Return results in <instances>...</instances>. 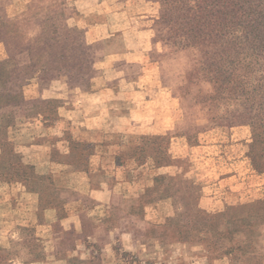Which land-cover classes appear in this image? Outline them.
<instances>
[{
  "label": "rangeland",
  "instance_id": "obj_1",
  "mask_svg": "<svg viewBox=\"0 0 264 264\" xmlns=\"http://www.w3.org/2000/svg\"><path fill=\"white\" fill-rule=\"evenodd\" d=\"M71 1L72 26L66 11L57 9L53 19L61 32H67L65 26L76 29L64 42L75 45L80 62L86 42L109 37L115 38L113 49L122 46V38L127 46L143 48L158 60V67L148 71V90L135 97L123 95L132 110V130L108 137V147L81 137L82 115L70 102L39 103L45 115L36 114V108L23 125L14 121L12 127L0 128V175H8L0 180V264H235L234 252L207 260L210 253L201 240L203 231L215 238L229 236L220 228L230 223L225 220L230 216H217L207 224L195 216L199 209L216 215L228 208L237 215L231 220L234 227L252 234L242 258L264 264V215L259 212L264 209V143L248 123L219 122L226 104L209 97L212 86L197 62L199 52L176 51L156 37L165 31L164 26H153L157 2ZM75 69L71 61L59 75L69 76ZM34 82L26 93L38 99ZM154 139L161 150L156 158L149 156ZM143 143L144 152L135 149ZM17 162L23 172L16 170ZM103 166L108 174L99 172ZM156 175L162 176L159 183ZM103 178L126 194L143 189L131 207L137 218L132 225L151 228L163 242L150 240L141 254L125 252L117 242L107 263L99 244L72 231V224L78 223L72 218V196L93 195ZM36 186L38 191L32 189ZM86 203L93 205V199ZM115 214L108 218L116 221ZM81 219L91 224L88 216ZM257 232L263 235L261 245L254 240Z\"/></svg>",
  "mask_w": 264,
  "mask_h": 264
},
{
  "label": "trees",
  "instance_id": "obj_2",
  "mask_svg": "<svg viewBox=\"0 0 264 264\" xmlns=\"http://www.w3.org/2000/svg\"><path fill=\"white\" fill-rule=\"evenodd\" d=\"M150 1L159 4L158 15L153 19V26L165 28V31L157 33L156 37L176 51L192 49L199 52L197 62L201 66L204 77L212 86L209 97L220 104H226L223 115L218 117L219 122L226 126L248 123L254 135L261 138L264 143V0ZM57 9L60 13L64 11L56 8L50 12V17L44 23V30L30 41L28 48L32 53V63L25 71L17 70L11 73L6 66L10 59L0 61V82L3 83L0 89V107L30 104L33 105V109L28 116L36 108H38L35 110L36 114L45 115L42 106L38 107L39 103L56 100L26 99L23 94V85L34 77L41 79L60 76L59 74L66 70V64L68 65L71 61L76 69L72 70L70 76L89 71L90 66L84 50L82 51L84 61L80 62L75 53V45L65 43L71 35L74 36L76 29L65 26L67 32H61L53 19ZM31 16L40 21L43 14L37 10ZM16 28L14 25L0 21V39L5 40L6 32L9 29L13 32L17 31ZM18 31L21 30L18 29ZM20 34L24 36L22 32ZM71 51H73L72 55ZM70 55L71 57L66 60ZM68 72H71L70 65ZM10 125H14L13 119L8 121L7 126ZM156 139L150 143L151 148H149V156L154 158L159 152L161 153L160 148H156L158 145ZM146 146L147 144L143 143L134 147L144 152ZM16 165V170L23 172L22 163L17 162ZM160 165L157 163V166ZM6 175H0V180H6ZM161 179L160 175L154 177L156 183H159ZM32 181L36 183L35 179ZM32 189L38 191L39 187ZM147 191L148 187L144 190V197ZM182 196L180 194L178 198L181 199ZM149 202L152 200L149 199ZM229 210L231 209L228 208L226 211L213 215L199 209L195 216L199 218L200 224H207L214 222L217 216L219 218L224 216V219L228 214L230 217L225 220H229L232 224L231 220L236 219L237 215L227 212ZM260 210V214L264 215V209ZM240 216L241 220H245L244 215ZM230 223L220 228V231L230 234L229 236L215 238L211 231H203L201 240L205 242L210 255L220 257L226 254L233 255L234 252L232 260L235 264H250L242 256L247 249V238L249 239L252 234L249 229H237ZM225 239V243H222L221 240ZM254 240L261 245L262 233L257 232ZM233 247L236 248L232 250Z\"/></svg>",
  "mask_w": 264,
  "mask_h": 264
},
{
  "label": "crops",
  "instance_id": "obj_3",
  "mask_svg": "<svg viewBox=\"0 0 264 264\" xmlns=\"http://www.w3.org/2000/svg\"><path fill=\"white\" fill-rule=\"evenodd\" d=\"M72 6L71 0H0V21L17 27V31L9 29L6 32L5 40L0 39V61L10 59L6 66L11 73L17 70L25 71L31 65L32 53L28 48L29 43L44 30V23L50 17V12L56 8L63 9L67 12L65 19L69 26H72L70 20L73 17L68 12L72 10ZM37 10L43 14L40 21L31 16ZM20 32L24 34L23 37ZM113 40L115 38L100 37L86 42L83 50L90 66L89 71L75 76L41 79L34 77L23 85L26 99L35 98L26 93L32 84L31 80H34L33 85L38 98L72 103L82 115L79 134L84 140L93 142L101 148L108 147L104 142L108 137L132 130V110L126 104L123 95L135 97V94L148 90L146 76L158 63V60L150 57L149 52L143 48L127 46L123 38L122 46L113 49L111 47ZM2 87L3 83L0 82V89ZM32 109L33 105L30 104L0 107V127H12L13 125L7 126L10 119L18 125H23ZM73 115L74 112L72 118ZM113 160L115 168V157ZM106 171L105 166L99 170L100 173L108 174ZM110 182V178L100 179V182L96 183L93 195L83 193L72 196L75 208L72 218H78V223L72 224V231L80 235L84 241L86 238L94 245L99 244L106 252L107 263L111 262L109 256L117 242L128 252L141 254L149 248L150 240L164 241L151 228L132 225V221L137 218L132 214L131 207L141 197L143 189L126 194L117 191ZM90 198L93 199V205L86 203ZM112 212L116 213V221L108 218ZM87 216L91 219L90 225L82 224L81 218ZM83 246L87 249L85 242ZM206 259L219 260L214 255H208Z\"/></svg>",
  "mask_w": 264,
  "mask_h": 264
}]
</instances>
